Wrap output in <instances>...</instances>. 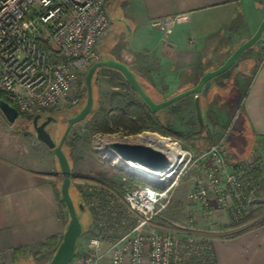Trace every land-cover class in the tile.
Wrapping results in <instances>:
<instances>
[{"label": "built area", "instance_id": "built-area-1", "mask_svg": "<svg viewBox=\"0 0 264 264\" xmlns=\"http://www.w3.org/2000/svg\"><path fill=\"white\" fill-rule=\"evenodd\" d=\"M112 1L0 0V91L18 116L56 106L77 75L97 60L95 43L109 29L106 5ZM187 18V12H178L153 17L149 25L168 35L175 23ZM260 39L264 60V29ZM160 136L169 144L163 150L168 163L162 168L125 160L111 151L113 163L138 179L121 194L133 222L109 241L104 240L107 232L90 236L67 264H100L104 258L107 264H216L210 233H197L192 215L167 232L149 228L151 221L193 167L201 173L194 177L187 198L199 204L202 215L211 214L215 205L226 209L230 218H242L255 200L254 173L264 167V152L247 164L230 160L221 139L193 152L176 138ZM116 196L110 186H87L83 198L99 226L123 220Z\"/></svg>", "mask_w": 264, "mask_h": 264}, {"label": "crops", "instance_id": "crops-1", "mask_svg": "<svg viewBox=\"0 0 264 264\" xmlns=\"http://www.w3.org/2000/svg\"><path fill=\"white\" fill-rule=\"evenodd\" d=\"M106 12L113 32L105 59L125 63L152 98L153 92L162 96L180 92L217 67L207 64L212 62L211 48L218 46L217 53L232 51L248 38L264 17V0H114ZM178 12H187L188 18L175 23L168 35L149 25L153 17ZM259 44L227 69L234 68L235 86L223 74L208 80L211 84L207 81L199 94L206 90L210 101L225 99L222 95L233 92L243 80L240 115L253 150L264 147V61ZM107 68L98 67L95 73ZM14 123L0 112V258L14 247L28 249L51 235L60 238L66 223L59 213L52 150L33 135H20ZM230 222L223 224L226 229L236 227ZM229 232L210 233L216 264H264V223Z\"/></svg>", "mask_w": 264, "mask_h": 264}, {"label": "rangeland", "instance_id": "rangeland-1", "mask_svg": "<svg viewBox=\"0 0 264 264\" xmlns=\"http://www.w3.org/2000/svg\"><path fill=\"white\" fill-rule=\"evenodd\" d=\"M111 20L114 24H117V20L114 17H112ZM111 32H113V27L110 22L108 31L95 43V51L98 56L97 60H103L108 56L110 42L112 40ZM259 41V46H261L262 49L263 44L261 39L257 42ZM255 45L256 43H254L253 47ZM217 47L218 46H213L211 48V53L213 55L212 62L207 63L211 64L210 66L213 65L212 67L223 62L231 51L226 50L223 53H217ZM261 61L263 62L264 60ZM240 65L242 66V64ZM86 68L82 73L77 75L70 86L69 92L62 101L56 106L38 110L33 114H40L39 121L43 120L46 116H51L55 119L51 124L49 123L50 126L59 124V131L56 133L55 141H58L60 138L66 125V119L75 114L85 103L86 88L84 75ZM225 72L228 78L224 80L227 81L232 78V81H229V83L235 86L234 68L226 70ZM219 77L221 76L218 75L214 78L217 80ZM213 81L214 80H211V82ZM208 82V85L211 84L210 81ZM243 84L242 80L241 84L238 85L239 87L233 92L226 93L225 95L223 94L222 96H224L225 99L218 96L210 101L208 93H206L205 90L199 97V101H201L200 106L202 105L204 110V112H202L204 113L203 121L205 127L203 126L204 129L202 127V130L189 137H184L181 134L189 131L190 126L192 128L194 126L195 128L192 95L183 97L185 101L181 103L179 102L180 99L171 103L174 106H178V113L171 114L170 108H163L162 111H160L161 115L165 117V121L171 123L170 126L173 132L170 130L158 131L144 129L141 132L128 133L126 129L119 127V124L114 122L113 116L117 114L118 110L108 102L111 91L118 90L121 85L128 88V84L124 77L113 69L107 68L101 73H95L92 77V108L84 119L72 125L62 146L71 167L72 176L69 184V194L74 201L77 215L82 224V232L77 239L76 250L79 248V244L80 246L84 245L85 241L90 236L98 234L99 231L107 232V234H104V240L109 241L121 234L133 222V217L129 215L124 204L121 202V194L126 186L137 183L138 179L130 172H126L123 168L113 163V157L110 155L112 150L104 147L105 142L113 140L135 142L132 140L137 134L142 132H153L176 138L182 146L196 152L206 149L211 144L220 140L218 138L217 140L215 138L216 136H222L221 140L224 141L225 146L228 148L229 158L234 162L241 161L250 164L251 161L256 158L258 151L263 153V146H261L262 149L259 150L252 149L251 138L240 115L241 97L245 90ZM189 86H191V84H189L188 87ZM182 90H184V88ZM175 93H177V90L163 96L160 92H153L152 99L154 101H160ZM208 104H210V106ZM207 105L209 107L206 109ZM33 115H19L14 121L13 128H16L18 133L22 136H26L24 134H27V136H34V130L31 125ZM53 172L58 176L56 182V197L59 201V213L64 219V222H67V210L59 200L61 175L59 174L57 161L56 169ZM200 173V168L193 167L182 176L172 194L170 202L153 217L149 228L156 231L167 232L185 223L188 215L194 217L197 233L204 236H206V233H212L217 230L235 232L252 225L264 223V169L257 172L255 176L257 187L255 188L254 202L249 206L242 218L236 220L230 218L226 209L215 205H213L214 208L211 214L207 216L202 215L199 204L187 198V192L192 186L194 177ZM97 183L110 186L118 196H116L117 201L115 205L118 207L117 209L122 212L124 218L118 223L112 222L116 223L113 224L112 228L109 227L112 223L108 224L107 222L99 226L98 220H95L93 212L84 201L83 194L87 190V186ZM78 201L82 202L84 206L83 209L78 208ZM230 221L236 225L234 229H226V225H223ZM51 255L50 249H39L37 246H31L25 249L22 254L18 255L15 260L12 259L11 254L2 256L0 258V264H45ZM100 264H107V258H104Z\"/></svg>", "mask_w": 264, "mask_h": 264}, {"label": "water", "instance_id": "water-1", "mask_svg": "<svg viewBox=\"0 0 264 264\" xmlns=\"http://www.w3.org/2000/svg\"><path fill=\"white\" fill-rule=\"evenodd\" d=\"M264 29V17L259 22L254 32L239 43L230 54L220 63L217 67L206 70L203 72L196 83L192 86L177 92L163 100L154 101L142 88L141 84L135 77L132 70L123 62L108 58L104 60H94L86 68L84 75V82L86 88V100L84 105L72 116L66 119L64 130L58 139L55 141L51 132L46 128L50 120H54L51 116H46L43 120L39 121L40 114L36 113L31 120V125L34 130V136L49 149L52 150L59 167V174L61 175L60 183V196L59 200L64 203L68 213V221L64 227L62 235L58 244L56 245L52 255L45 264H67L74 256L76 249V242L82 232V224L77 215L75 204L69 194V184L71 180V167L69 160L63 150V142L73 124L81 121L90 112L93 104L92 92V77L98 67H108L115 69L121 73L124 79L134 89L139 98L150 108L152 111H157L185 96L193 95V108L195 120L198 123L199 129L204 126L202 111L199 101V94L203 85L211 78L218 76L226 71L234 64L236 59L254 43H256L262 35ZM0 112L8 122H14L18 117V112L14 106L9 104L5 99L0 98ZM106 149L112 150L119 157L125 160L134 161L145 165L150 168H162L168 163V158L165 153L150 144L142 142H129L113 140L104 143ZM77 206L83 209L82 202L78 201Z\"/></svg>", "mask_w": 264, "mask_h": 264}, {"label": "trees", "instance_id": "trees-1", "mask_svg": "<svg viewBox=\"0 0 264 264\" xmlns=\"http://www.w3.org/2000/svg\"><path fill=\"white\" fill-rule=\"evenodd\" d=\"M251 47H249V48H251ZM117 72H119V71H117ZM225 73L226 72L224 71L223 73L220 74V76L225 74ZM126 83L128 84V88H126L124 85H121L118 90L111 91L109 94V97H108V102L110 103V105L116 107V109L118 110L117 114L113 116L114 122L116 124H119L118 125L119 127L126 129V131H128V133L141 132L144 129L158 130V131L159 130L160 131L170 130L173 132V130L171 129V126H170L171 123H168L165 121V117L161 115L160 111H162L163 108H170L171 114H173V113L176 114L179 112L178 106H174L172 104H169V105H167V106H165V107H163L157 111H152L139 98L137 93L134 91V89L129 85V83L127 81H126ZM0 98L4 99V96H3L1 91H0ZM183 101H185V98H182L179 100L180 103ZM192 103H193V101H192ZM200 103H201V101H200ZM193 118H194L195 128H194V126H193V128L190 126L189 131L181 134L184 137H189L190 135L197 133L198 131L202 130V128L199 129L198 123L195 120L194 108H193ZM169 122H170V120H169ZM204 127H205V125H204ZM204 127H203V129H204ZM24 135H27V134H24ZM52 137L55 140L56 135H53V133H52ZM65 140H66V138H65ZM262 169H264V167L260 168L258 171H256L254 173V175L256 176V173ZM63 205H64V203H63ZM76 211H77V209H76ZM66 223H65V225H66ZM59 240H60V238H57V236L51 235V236L46 237L41 242H39L37 247L39 249H50L51 253H53V251H54L56 245L58 244ZM25 249L26 248L24 246H17V247L12 248V250H11L12 259L15 260L18 257V255L22 254L25 251Z\"/></svg>", "mask_w": 264, "mask_h": 264}, {"label": "bare ground", "instance_id": "bare-ground-1", "mask_svg": "<svg viewBox=\"0 0 264 264\" xmlns=\"http://www.w3.org/2000/svg\"><path fill=\"white\" fill-rule=\"evenodd\" d=\"M132 141L150 144L156 148L161 149L162 151L169 146L164 138H162L159 134L153 132H142L140 134H137Z\"/></svg>", "mask_w": 264, "mask_h": 264}, {"label": "flooded vegetation", "instance_id": "flooded-vegetation-1", "mask_svg": "<svg viewBox=\"0 0 264 264\" xmlns=\"http://www.w3.org/2000/svg\"><path fill=\"white\" fill-rule=\"evenodd\" d=\"M52 121H55V119L54 120H50L49 123L51 124ZM49 123L47 124L46 128L48 130H50L53 133V135H55L54 133H58V131H59V124L58 125L50 126Z\"/></svg>", "mask_w": 264, "mask_h": 264}]
</instances>
